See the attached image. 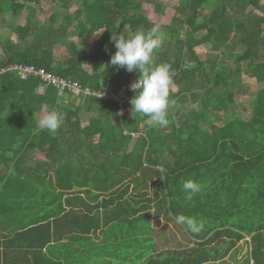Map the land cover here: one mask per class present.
<instances>
[{
    "label": "trees",
    "instance_id": "trees-1",
    "mask_svg": "<svg viewBox=\"0 0 264 264\" xmlns=\"http://www.w3.org/2000/svg\"><path fill=\"white\" fill-rule=\"evenodd\" d=\"M46 1L0 0V19L28 10L25 23L12 29L33 41L26 47L6 45L0 65L33 64L95 90H117L138 79V72L117 70L110 59L116 51L113 33L156 25L144 14H130L129 6L139 2L82 0L69 30L71 0H49L53 11L36 25ZM55 5L67 11L65 30L54 26ZM255 10L264 11V0H178L170 23L162 26L174 48L155 55V63H168L177 72L166 127L151 128L147 117L132 113L135 92L122 116L113 102L89 100L97 116L82 127V101L77 104L69 95L66 100L51 86L39 94L36 77L2 75L0 264H62L45 253L51 243L99 239L113 222L134 226L162 217L175 222L177 214L197 219L203 229L192 233L178 224L192 244L152 255L143 264H219L243 240L247 264H264V12ZM59 35L76 38L77 46L58 60L53 48ZM204 43L215 58L197 56L196 47ZM232 46L242 52L230 67L221 53ZM241 73L258 85L248 119L228 117L236 96L234 78ZM189 101L197 107L187 108ZM46 108L66 114L55 134L41 130L35 118ZM33 151L44 161L34 159ZM79 164L96 167L84 171ZM187 179L202 185L192 201L182 191ZM64 195L80 197L67 201ZM90 195L96 199L92 208L84 202Z\"/></svg>",
    "mask_w": 264,
    "mask_h": 264
},
{
    "label": "rangeland",
    "instance_id": "rangeland-1",
    "mask_svg": "<svg viewBox=\"0 0 264 264\" xmlns=\"http://www.w3.org/2000/svg\"><path fill=\"white\" fill-rule=\"evenodd\" d=\"M82 0H71L70 1V10H69V16L71 19V24L68 26L70 27L69 30L73 29L76 22L75 14L74 12L78 8L79 4ZM140 3V6L138 7H131L129 6V12L132 13H141L146 15V17L154 21L156 24H159L161 26V31L164 36L163 44L155 53L159 51H166L167 47L169 49H173L174 45L171 42L167 43V34L166 31L162 28L163 25L169 24L171 21V18L174 14V7L178 4V0H133ZM57 10L56 16H57V22L54 26L65 30L67 29L66 21L64 20L65 15L67 14V11L64 10L61 7L54 6ZM53 6L49 0H47L42 7V10L37 15V19L35 20L36 25H41L44 22L47 21L49 14L53 11ZM256 14L261 15L264 11L255 10ZM28 15V10H23L19 15H17L15 18H7L6 16L3 19H0V59L4 57L3 49L8 44H14V45H21V47L29 46L32 42L31 39L28 38L26 40L21 39L18 34H16L12 26L16 24H24L25 19ZM129 33V32H128ZM31 42V43H30ZM89 43V40H84L83 44L87 45ZM77 46V40L74 37H63L62 35H59L58 37L55 36L54 38V53L56 59H62L65 57H68L70 51H72ZM196 53L197 56L201 60L206 59H213L216 57V52L212 51L209 44H201L196 47ZM221 53L222 60H224L225 64L227 66H234L233 65V59L236 54H239L242 52V49L238 47H228L225 48V50H222ZM170 53V52H169ZM223 54V55H222ZM187 66L192 67L194 65V62H192L190 59H187ZM243 64H241V67ZM86 67V66H85ZM134 79V78H132ZM234 90L236 92L235 101L230 109V112L228 114V117L233 116H239L243 119H248L251 115V108H252V101L253 97L255 95V92L258 88V85L256 84L255 80L248 75L241 73L239 77L234 78ZM174 89L176 90L177 87L174 85ZM76 99V97H75ZM192 104L189 103V106L191 107ZM222 122H220L221 124ZM37 155V154H36ZM41 154L38 153V157H40ZM42 157V155H41ZM135 228H138L139 230H146L150 229V232L156 234V238L161 242L163 246L170 243L174 246V242H176L178 245L179 243L182 244V247H187L189 243L186 241L190 237L185 235V231H183L182 227L179 226L176 222L172 220H168L166 218H159V219H153L151 222H146V220H141L137 223H135L134 226H128L126 223H115L112 226H108L106 230L104 231L105 242L106 240L109 241V251L106 254L109 255H116L117 253L120 255V252L122 255L128 254L129 249L128 247H123L120 250H111L113 247V241L117 239V237H122V240L125 241V243H130V250L133 249V234ZM185 233V234H184ZM151 236V235H150ZM142 241V238H140ZM248 241V238H245V241ZM243 241H240L238 243L237 249L228 256L224 257V261H222L219 264H247V258H248V244ZM161 249V248H160ZM105 250V249H104ZM107 250V249H106ZM120 251V252H119ZM165 252V251H163ZM152 252L150 251L149 254ZM153 254V253H152ZM124 257V256H123ZM239 263H238V262ZM112 264H116V261L114 260ZM212 264V263H208ZM218 264V263H214Z\"/></svg>",
    "mask_w": 264,
    "mask_h": 264
},
{
    "label": "clouds",
    "instance_id": "clouds-1",
    "mask_svg": "<svg viewBox=\"0 0 264 264\" xmlns=\"http://www.w3.org/2000/svg\"><path fill=\"white\" fill-rule=\"evenodd\" d=\"M164 36L159 24L147 31H136L123 34L113 33L111 41L116 48L111 56L110 64L117 70L139 73L138 79L130 88L135 92L131 98V110L147 117L146 124L151 128L166 127L169 124V110L175 105L170 98L174 88L175 69L168 63H155V53L163 44ZM66 114L55 108L43 111L38 125L41 130L55 134L64 124ZM182 191L186 201H192L194 196L202 191V185L195 179H187L182 183ZM177 224L185 226L192 233H199L204 225L197 219L177 214Z\"/></svg>",
    "mask_w": 264,
    "mask_h": 264
},
{
    "label": "crops",
    "instance_id": "crops-1",
    "mask_svg": "<svg viewBox=\"0 0 264 264\" xmlns=\"http://www.w3.org/2000/svg\"><path fill=\"white\" fill-rule=\"evenodd\" d=\"M172 91L176 92L177 89L175 90L173 88ZM59 95H61V94H59ZM68 95L72 96V99L75 100L76 101L75 103H77V104H78V101H82L81 110L78 112V116L80 119L81 126L82 127L87 126L90 118L97 116V107L93 104H91L89 107V104H88L89 100H91L93 98H84V97H80V96H74L71 94H62V96L66 100H67L66 97ZM75 97H76V99H75ZM65 102H67V101H65ZM99 102H101V101H99ZM189 103L192 104L191 107L189 106ZM186 107L187 108L197 107V103H194L192 101L186 102ZM42 114H43V112L37 113L35 115L37 123H38L39 119L41 118ZM136 136L137 135H133L134 138ZM38 153L39 152L33 151L32 152L33 158L38 160V161L39 160L44 161L45 157L41 153H39V154H41L42 157H41V155H40V157H38ZM76 167H79L80 170L83 169L85 171L87 169L88 170L90 169V171H92V170H94V168L96 166L91 165V164H79V165H76ZM117 168L119 169L120 167L117 166ZM43 169H44V167H43ZM64 170H66V169H64ZM84 176H86V175L80 174L81 178ZM84 181H87V180L84 179ZM81 182H82V179H80L79 183H81ZM79 197H80V195L75 196V197H67V195H64V197H62V198L63 199L66 198L67 201H70V198H73L74 200H76V199H79ZM92 198L93 197L90 195V196H88V199L85 198L86 201L84 200V202L90 208H92L96 204V201H95L96 199H92ZM162 218H164V217H162ZM115 223H118V222H113L109 226H112ZM107 237H105V234L103 232L101 237L99 239H95V240H89V241H84V242H75V243H69V242L51 243V245L47 246L44 249V251H45V253H47V255L59 260L62 264H112L114 260L116 261V264H143L152 255H157L163 251L174 250V249H183L184 248V247H182L181 243H179V245H178L176 242H174V246L170 243L163 246L161 244V242L156 238V234L150 232V229H146V230L141 231L138 228H135L134 234H133V246H132L133 249L130 250V246H131L130 243L127 244V243H125V241L122 240V237H117V239L115 241H113V247L111 250H113V249L114 250H120L123 247H128L129 253L122 255V253L119 251L120 255L117 253L116 255L113 256V255L106 254L110 250L109 246H108L109 241L106 240V242H105V239H104ZM140 238H142V241ZM186 241H188L187 243H189L188 246H190L192 244L190 239H187ZM187 247H185V248H187ZM150 251L153 254L152 253L149 254Z\"/></svg>",
    "mask_w": 264,
    "mask_h": 264
},
{
    "label": "built area",
    "instance_id": "built-area-1",
    "mask_svg": "<svg viewBox=\"0 0 264 264\" xmlns=\"http://www.w3.org/2000/svg\"><path fill=\"white\" fill-rule=\"evenodd\" d=\"M6 73H14L20 79L29 77L38 78L39 84L37 87L38 93L44 94L48 86L54 87L59 94H71L84 98H93L101 102H113L118 106V116L125 113L124 104L129 98L131 90L130 85L136 81L131 79L124 83L117 90L111 86L106 90H95L87 86H82L74 79L64 78L54 72L47 71L43 68H37L29 63H9L0 65V77Z\"/></svg>",
    "mask_w": 264,
    "mask_h": 264
}]
</instances>
